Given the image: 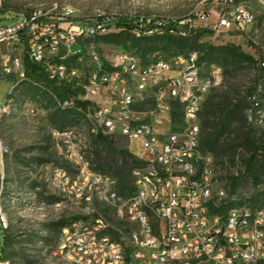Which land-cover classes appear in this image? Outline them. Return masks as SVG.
<instances>
[{"label":"built area","instance_id":"1","mask_svg":"<svg viewBox=\"0 0 264 264\" xmlns=\"http://www.w3.org/2000/svg\"><path fill=\"white\" fill-rule=\"evenodd\" d=\"M229 2L215 31H245L252 17L230 10ZM4 8L0 0V21L8 22L0 26V77L14 83L0 100V117L18 114L34 121L48 115L41 105L12 96L26 84L52 93L51 87L29 82L26 59L39 64L55 87L81 89L78 100L88 104L82 128L51 130L57 152L77 170L71 176L63 168L41 165L39 172L50 170L51 190L76 202L90 201L96 190L121 200L112 191L115 182L95 174L85 160L81 147L88 137L122 136L137 161L133 194L126 209L118 210L137 230L126 237L98 214L63 227L56 255L68 264H264V206L240 202L218 177L213 155L202 147L200 116L206 96L224 84L221 68L204 71L198 54L179 58L178 70L167 60L147 64L123 51L104 58L85 42L109 33V19L75 22L68 8L55 15ZM53 98L62 109L74 108L73 100ZM150 101L155 103L152 111L139 109ZM4 153L0 141V165ZM3 182L1 173L0 224L5 231ZM0 264L11 263L0 257Z\"/></svg>","mask_w":264,"mask_h":264},{"label":"rangeland","instance_id":"2","mask_svg":"<svg viewBox=\"0 0 264 264\" xmlns=\"http://www.w3.org/2000/svg\"><path fill=\"white\" fill-rule=\"evenodd\" d=\"M6 11L31 13L34 11L52 12L55 15L63 9H70L75 22L88 20H108L115 17L132 19H155L158 22L166 20L181 21L198 29L197 40L200 46L214 47L235 46L241 52L252 56L258 61L260 52L264 59V0H231L230 10H243L252 17V23L245 31L237 29L215 31L221 8L226 9L229 0H4ZM8 22L0 21V26ZM137 31H120L111 29L106 35L94 38L85 44L94 45L104 58L114 51H123L138 56L143 63H151L155 56L161 54L164 60L170 62L175 70L179 69V58L187 59L189 49L184 53L171 47L164 50L163 33L159 30L149 32L142 43L137 40ZM122 34L121 37L111 38ZM195 36V37H196ZM159 39H156V38ZM138 38V39H137ZM185 38V37H184ZM113 40V41H112ZM204 52L199 48L198 54ZM146 54V55H145ZM145 55V56H144ZM198 55V57H199ZM33 64V63H32ZM204 71L211 67L221 68L225 77L222 87L213 90L205 98L204 105L210 101L213 104L227 103L229 106H240L242 117L235 118L232 128L225 134L222 147L229 150L223 162L225 169L217 168L220 180L230 186L234 179L239 182L235 187V195L240 202H251L261 196L254 207L264 206V154L258 156L254 177L259 184L253 182L254 177L246 176L245 172L252 157V150L247 145L249 130L255 135L260 146H264V75L256 79L257 65H242L240 69L233 67L224 69L215 62L209 65L201 64ZM42 79H31L29 82L51 87V94L40 90L32 84H26L12 91L17 100H29L41 105L48 115L27 121L18 114L0 117V141L5 146L0 175L4 174L3 182V214L8 222V229L3 230L0 224V257H4L5 236L9 247L5 257L11 264H68L56 255L57 247L62 238V227L59 222L66 220L73 223H85L94 216L103 215L113 227L128 237L137 230V225L126 217H120L118 210H125L129 197L119 189V177L129 175L137 161L130 151V143L122 136L110 140L111 144L98 138L88 137L81 147L84 158L91 170L100 176L110 178L115 182L112 191L120 194L121 200L114 201L111 197L94 191L90 201H71L68 197L51 190L49 183L50 170L39 172L41 165L49 168H63L71 176H76L77 170L69 161L59 155L52 135V129L61 132L82 128L86 121L83 115L71 111L70 120L62 128L59 119L53 116L63 112L53 95L60 102L68 100V92L48 79L44 69L39 64H33ZM14 83L12 78L0 77V100H4L11 92ZM69 88H73L69 85ZM250 92L252 95H250ZM53 94V95H52ZM83 96V92L79 97ZM252 102H254L252 107ZM155 108L150 101L139 107L141 111L149 112ZM68 118V119H69ZM201 121V120H200ZM202 127V124H201ZM132 157H128L127 155ZM126 170V171H125ZM125 172V174H124ZM125 177V176H124ZM131 190V186L129 187ZM44 205V210L40 208ZM253 205V204H252ZM117 239V235H113Z\"/></svg>","mask_w":264,"mask_h":264},{"label":"trees","instance_id":"3","mask_svg":"<svg viewBox=\"0 0 264 264\" xmlns=\"http://www.w3.org/2000/svg\"><path fill=\"white\" fill-rule=\"evenodd\" d=\"M222 11V8H221ZM108 23V28L113 29L117 28L120 31H137L140 34L138 42L142 43L147 38V34L149 32H154L156 30H159L161 33H163L165 45H164V51L169 52L171 47L176 48L177 51H182L184 53V50L189 49L188 58L193 54H198L199 48H202L204 52L199 55L198 58V64H202L203 62H207L209 65L218 62L221 67L224 69H227L228 67H233L235 70L240 69L242 65H248V64H255L257 65V74L256 79L261 78L264 75V59L262 58L263 55L259 53L260 57L258 58V61H255V59L252 56H249L247 54H244L240 51L238 47L235 46H228L226 48L224 47H214L209 45H202L198 43L197 40V31L198 29H193L191 25L189 24H181V21H170L166 20L163 22H158L155 19H132V18H124V17H115L110 18ZM180 32H185L186 36L181 37L179 35ZM122 34L119 35H113L111 38L121 37ZM196 36V37H195ZM156 39H159L158 37ZM113 41V40H112ZM146 55V54H145ZM144 55V56H145ZM163 58V55L159 54L154 57L153 61L157 62L160 61ZM29 59H26V70H27V76H29L31 79L40 80L42 78L41 74L37 73L36 70L33 68V63ZM65 90L68 92V100H73L74 102V108L71 109H63V112L57 113L53 116V120L59 119L62 123V128L65 127L70 120L69 113L73 110L76 115H82V113L86 112L88 104L86 102H83L81 100H78V96L81 92H83L81 89H73V88H65V86H62ZM250 95L252 93L250 92ZM254 102H252V107L254 108ZM179 110V109H178ZM243 112L240 109V106H229L227 103H218L213 104L210 101H208L203 108V111L201 113V124H202V147L205 152H208L213 155L215 159V163L217 168L222 167L225 169L226 163L223 162L222 158L226 157L227 152L222 147V140L225 136V134L232 128V125L235 121V118L242 117ZM179 114H175L174 118H177ZM69 118V119H68ZM100 141H103L105 143L111 144L110 140L107 138L99 137ZM247 145L252 150V157L249 161V164L247 166L245 175L254 177L255 173V166L258 163V156L260 153L264 154V146H260L255 138L254 133L252 130H249L248 132V138H247ZM128 157H132L130 154L127 155ZM126 171V170H125ZM125 174V172H124ZM125 176V177H124ZM123 177H119V189L122 194L128 193V197H130L133 194L134 191V185H133V179H132V169L129 175H124ZM239 182L238 178L234 179L233 183L230 185L232 190L235 191L236 184ZM253 182L257 186L259 184V180L257 177H254ZM131 186V190H129V187ZM119 197L120 194L118 195ZM260 195L256 198L252 199L253 206L257 205L260 199ZM264 197V195H263ZM72 224V222H68L66 220H62L59 222L60 227H65L67 225ZM4 257L7 252V248L9 247V240L5 236V242H4ZM6 259V258H5Z\"/></svg>","mask_w":264,"mask_h":264}]
</instances>
